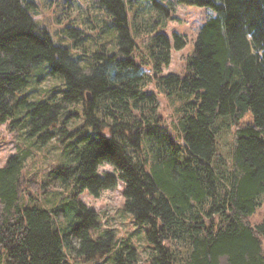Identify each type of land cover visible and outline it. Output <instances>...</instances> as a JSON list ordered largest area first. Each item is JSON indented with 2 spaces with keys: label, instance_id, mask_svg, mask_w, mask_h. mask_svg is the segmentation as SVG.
Returning a JSON list of instances; mask_svg holds the SVG:
<instances>
[{
  "label": "trees",
  "instance_id": "trees-1",
  "mask_svg": "<svg viewBox=\"0 0 264 264\" xmlns=\"http://www.w3.org/2000/svg\"><path fill=\"white\" fill-rule=\"evenodd\" d=\"M94 3L116 34L110 47L94 42L90 49L89 32L75 28L67 47L55 45L35 20L33 2L0 0V126L12 120L13 131L23 112L30 134L43 143L74 139L78 159L43 169L39 184L74 183L77 223L61 231L52 226L59 208L51 200L42 207L27 191V151L0 166V264H66L73 252L86 261L112 252L121 260L129 245L114 251L111 229L92 240L99 216L78 200L85 191L97 198L118 184L123 210L137 225H150L147 264H264V217L250 223L264 194V0H154L170 19L173 4L213 12L197 32L183 75L162 74L172 52L185 47L181 34L140 39L145 53L136 58L132 30L143 31L144 9L129 14L134 0ZM42 63L63 79L62 96L16 99ZM149 85L174 104V137L163 125L157 94L144 90ZM247 112L252 121L242 124ZM222 126L231 134L226 154ZM102 166L114 174L100 175ZM29 184L38 191V182ZM27 197L30 205L23 204Z\"/></svg>",
  "mask_w": 264,
  "mask_h": 264
},
{
  "label": "rangeland",
  "instance_id": "rangeland-1",
  "mask_svg": "<svg viewBox=\"0 0 264 264\" xmlns=\"http://www.w3.org/2000/svg\"><path fill=\"white\" fill-rule=\"evenodd\" d=\"M34 3L33 11L35 20L46 28L55 45L67 47L73 39L67 34L68 30L75 28L83 33L89 32L92 38L85 40V44H89L90 49L94 47V42L107 43L108 46L115 40L116 34L114 29L110 27V19L104 15L94 3L96 0H30ZM164 2L166 0H156ZM173 18L166 16L161 7L154 5V0H134L132 8L128 10L129 14L143 10L140 14L139 24L143 30L139 35H135L132 30V36L139 45L140 52L136 51V58H140L145 53L140 39H146L150 35L163 33L168 36L176 32L181 34L185 40V47L181 51H174L171 55L170 63L162 69V74L167 75L174 73L183 75L185 72L186 58L193 53L194 42L199 28L203 23L213 15L207 8H198L194 6H186L181 4H173L171 7ZM132 12V13H131ZM151 18V19H150ZM104 19V20H102ZM102 20V22H101ZM150 24V25H149ZM93 25L97 28L93 29ZM150 26V29H149ZM92 28V29H91ZM151 76V72L147 71ZM65 88L64 81L60 76H51L48 73L46 63H42L33 68L28 76V84L19 93L15 95L16 99L25 97L30 102L40 100H58L62 94L61 90ZM147 93H156L158 96L159 113L164 117L163 125L171 137L175 136L176 120L174 116V104L171 103L162 94L157 93L153 85L144 87ZM79 110V108H78ZM19 123L14 125L13 131L8 130L7 125L12 122L8 120L7 125L0 126V166L5 160L15 153H25L28 156L23 161L22 175L27 181V191L36 200L37 204L42 207L50 200L53 206L61 211L58 216L53 215L52 226L54 229L61 231L77 223L74 208L75 188L71 179L63 181L59 178L55 186L43 187L42 182L46 175L43 169L54 165H71L77 164L78 159H73L75 154L74 139L58 137L57 140L43 143L38 138V133L30 134V128L27 124V117L23 112L16 116ZM251 113L247 112L242 118V124L251 123ZM79 121L75 126L81 125ZM219 142L221 151L226 154L229 151L231 134L229 130L222 126L219 129ZM26 141V142H25ZM73 141V142H72ZM98 173L114 174V170L110 166H102L98 168ZM38 182V191L33 190L29 181ZM122 185L118 184L115 189L102 190L99 197H93L88 192H84L78 200H81L88 208L94 210L98 216L101 225L91 230L92 240L103 236V232L111 229L114 232L117 248L123 247L124 244L129 245L122 257L123 263L119 257L112 252L92 260L86 261L85 258L80 259L75 252L70 254L66 264H147V259L152 253L151 244L146 238V232L150 229V225H137L134 217L126 213L123 208ZM74 197V198H73ZM260 205L250 218L252 225L261 222L264 217V194L259 199ZM24 205H30L29 198L24 200ZM76 240L73 245H76ZM264 247V239H262ZM130 249L135 251V256L128 258L126 253H130ZM74 258V259H73Z\"/></svg>",
  "mask_w": 264,
  "mask_h": 264
},
{
  "label": "water",
  "instance_id": "water-1",
  "mask_svg": "<svg viewBox=\"0 0 264 264\" xmlns=\"http://www.w3.org/2000/svg\"><path fill=\"white\" fill-rule=\"evenodd\" d=\"M87 98L89 99V95H87Z\"/></svg>",
  "mask_w": 264,
  "mask_h": 264
}]
</instances>
